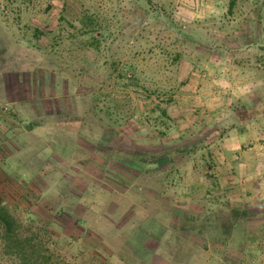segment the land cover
<instances>
[{
	"label": "rangeland",
	"instance_id": "obj_1",
	"mask_svg": "<svg viewBox=\"0 0 264 264\" xmlns=\"http://www.w3.org/2000/svg\"><path fill=\"white\" fill-rule=\"evenodd\" d=\"M74 1L0 0V199L21 235L54 264H264V115L233 109L264 102V0ZM167 14L179 48L152 39ZM52 114L74 121L27 129ZM229 208L252 218L228 229ZM0 264H21L1 238Z\"/></svg>",
	"mask_w": 264,
	"mask_h": 264
},
{
	"label": "trees",
	"instance_id": "obj_2",
	"mask_svg": "<svg viewBox=\"0 0 264 264\" xmlns=\"http://www.w3.org/2000/svg\"><path fill=\"white\" fill-rule=\"evenodd\" d=\"M138 1V0H137ZM144 2V0H140ZM75 1L72 0V4L74 5ZM236 4V0H231L230 2V9H233ZM123 16H124V28L130 26L134 22V16L136 14L135 7L131 9H123L122 10ZM85 18V14L83 15ZM160 19L165 18L168 21L170 28H162L157 30L156 32L152 33L153 40H156L160 42L161 44H167L169 45V42L172 43L173 46H176L179 48L180 42L177 41L179 38L187 39V34L185 33V26L179 27L177 24L179 23L178 19H176L172 14H167V17L165 15H159ZM83 23V21H82ZM180 29H179V28ZM174 29H179L178 32H175ZM145 31V30H142ZM141 31V32H142ZM180 31V32H179ZM175 40L176 42H172ZM182 51H179L175 54L174 61L178 63L180 59L182 58ZM261 68H264V65L262 63L259 64ZM260 111L257 113L253 109H246L243 105H239L237 108H233L236 120L240 121L241 123H246L251 120H254L257 116L256 114L263 113L264 115V102L262 101L260 104ZM69 121H74V119H69L63 115H48L42 119H40L38 122L33 123L27 127L29 131H33L38 128H42L46 125L53 124L55 126H61L62 123H67ZM235 128V123L227 126V127H220V124L216 126V129H214L211 133H209L206 137H204V140L210 141L212 138H222L225 134L232 131ZM251 213L243 209H230L229 213L227 215L222 216L223 224L228 227V229H231V227L236 226V224L247 217V220L252 218ZM218 216V214L214 215ZM21 225L19 221L11 214V212L3 205V201L0 199V238L2 241L4 253L8 256L15 257L16 259L20 260L21 264H54L52 261V257H46L45 255H42L40 250V245L34 241V239H31L29 237H23L21 235Z\"/></svg>",
	"mask_w": 264,
	"mask_h": 264
}]
</instances>
